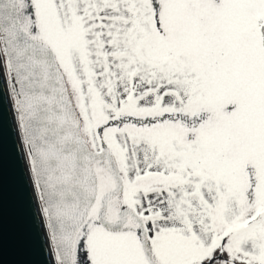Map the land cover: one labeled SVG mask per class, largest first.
Instances as JSON below:
<instances>
[{
  "label": "snow or ice",
  "instance_id": "6c2138e0",
  "mask_svg": "<svg viewBox=\"0 0 264 264\" xmlns=\"http://www.w3.org/2000/svg\"><path fill=\"white\" fill-rule=\"evenodd\" d=\"M0 90L51 264H264V0H0Z\"/></svg>",
  "mask_w": 264,
  "mask_h": 264
},
{
  "label": "water",
  "instance_id": "95a60500",
  "mask_svg": "<svg viewBox=\"0 0 264 264\" xmlns=\"http://www.w3.org/2000/svg\"><path fill=\"white\" fill-rule=\"evenodd\" d=\"M0 90V264H51L15 116Z\"/></svg>",
  "mask_w": 264,
  "mask_h": 264
},
{
  "label": "bare ground",
  "instance_id": "6f19581e",
  "mask_svg": "<svg viewBox=\"0 0 264 264\" xmlns=\"http://www.w3.org/2000/svg\"><path fill=\"white\" fill-rule=\"evenodd\" d=\"M14 115V114H13ZM25 150V149H24Z\"/></svg>",
  "mask_w": 264,
  "mask_h": 264
}]
</instances>
